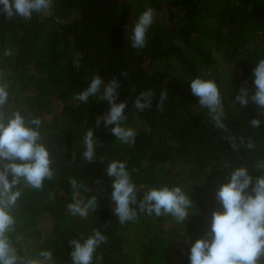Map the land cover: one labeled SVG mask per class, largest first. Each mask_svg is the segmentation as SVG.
<instances>
[{
    "label": "trees",
    "instance_id": "16d2710c",
    "mask_svg": "<svg viewBox=\"0 0 264 264\" xmlns=\"http://www.w3.org/2000/svg\"><path fill=\"white\" fill-rule=\"evenodd\" d=\"M148 8L156 15L146 47L138 51L128 37ZM42 16L34 13L25 22L0 13L7 111L41 119L39 131L54 169L43 189L21 185L12 209L14 243L16 235L23 236L15 243L19 255L35 258L51 250L54 264H72L69 241L83 242L99 229L107 242L96 249L92 264H189L191 243L210 230L213 211L222 210L215 193L227 174L245 166L253 177L260 175L255 166L264 160V109L252 102L241 106L234 98L245 81L251 89L252 69L264 59V0H55L51 14ZM6 48L14 54L5 56ZM96 74L105 83L115 78L121 85L116 102L127 101L124 126L136 132L128 143L103 123L95 128L96 117L109 110L107 101L75 99ZM196 77L218 84L226 130L215 127L192 95L190 82ZM149 89L155 93L152 106L135 109V98ZM165 90L161 110L157 105ZM254 118L262 121L259 128L251 126ZM90 127L103 143L94 163L83 157V137ZM229 136L237 144L240 137L251 139L255 147L233 150ZM112 161L127 163L141 190L138 198L149 188L182 187L193 201L187 219L140 214L121 225L111 200L114 178L106 171ZM70 177L92 189H80L85 200L97 197L96 210L86 218L67 210L73 202Z\"/></svg>",
    "mask_w": 264,
    "mask_h": 264
},
{
    "label": "clouds",
    "instance_id": "9594fccd",
    "mask_svg": "<svg viewBox=\"0 0 264 264\" xmlns=\"http://www.w3.org/2000/svg\"><path fill=\"white\" fill-rule=\"evenodd\" d=\"M55 0H0V13L5 19L22 18L25 22L32 19L33 14L49 13ZM155 10L146 9L134 24L128 37L130 46L136 50L146 47L148 31L155 18ZM14 54L11 48L4 50L5 56ZM74 67L80 68L79 58ZM252 85L248 87L245 81L240 87L234 102L247 106L249 102L264 109V59H260L252 69ZM121 85L117 79L105 83L99 75H94L87 87L75 94V99L88 103L89 97H98L100 101H107L109 110L95 119V128L101 123L121 142L128 143L134 139V129L125 127L127 120L125 109L127 101L117 103ZM193 96L198 98L201 108L207 109L208 115L215 127L225 129L226 119L218 84L214 79L196 77L190 82ZM154 91L149 89L141 92L134 100V107L143 111L152 106ZM168 97V91H162L158 108ZM10 99L9 83L4 74L0 73V264H54L53 252L43 250L35 258H25L19 255L15 243H19L22 235H16L15 243L12 233L16 232L17 220L12 214L18 199L22 195L21 185L33 189H43L45 180L54 178V169L51 167L50 152L43 143L39 131L42 121L31 113L22 115L19 111L9 114L7 106ZM262 121L258 118L251 120L254 128H259ZM114 127H110L113 126ZM233 150L240 146L248 149L255 147V142L243 137H228ZM85 151L83 157L88 163L97 161L96 149L102 142L94 135L90 127L83 137ZM103 163V158H100ZM225 167H230L225 163ZM255 170L260 175L253 177L245 166L234 168L227 174V182L216 190V199L222 210L213 211L210 230L204 236L191 243L188 252L189 264H264V160L259 161ZM107 175L113 177L111 200L114 215L121 225L135 221L140 214L148 216H173L177 222H184L189 209L193 207L190 195L180 186L149 188L144 191L143 197L138 198L141 191L131 178L127 163L112 161L107 166ZM11 176V179H9ZM72 188L73 202L67 204V210L72 216L86 218L89 210L97 208V197L90 196L86 200L81 196L80 189L92 191L83 182L69 178ZM97 183H100L97 180ZM19 185V187H17ZM107 242V237L95 229L93 234L83 239H71L69 245L72 264H92L96 249Z\"/></svg>",
    "mask_w": 264,
    "mask_h": 264
},
{
    "label": "water",
    "instance_id": "95a60500",
    "mask_svg": "<svg viewBox=\"0 0 264 264\" xmlns=\"http://www.w3.org/2000/svg\"><path fill=\"white\" fill-rule=\"evenodd\" d=\"M51 14V11L49 13L43 14L42 17H48ZM69 22V21H68Z\"/></svg>",
    "mask_w": 264,
    "mask_h": 264
},
{
    "label": "rangeland",
    "instance_id": "374dc122",
    "mask_svg": "<svg viewBox=\"0 0 264 264\" xmlns=\"http://www.w3.org/2000/svg\"><path fill=\"white\" fill-rule=\"evenodd\" d=\"M75 16H76V14H74ZM63 22H68V20H65V21H63Z\"/></svg>",
    "mask_w": 264,
    "mask_h": 264
}]
</instances>
